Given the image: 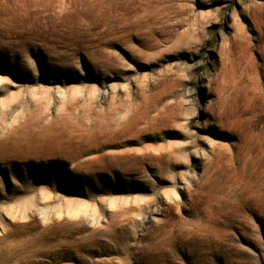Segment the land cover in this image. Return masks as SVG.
I'll list each match as a JSON object with an SVG mask.
<instances>
[{"label":"rangeland","instance_id":"1","mask_svg":"<svg viewBox=\"0 0 264 264\" xmlns=\"http://www.w3.org/2000/svg\"><path fill=\"white\" fill-rule=\"evenodd\" d=\"M0 264H264V0H0Z\"/></svg>","mask_w":264,"mask_h":264}]
</instances>
